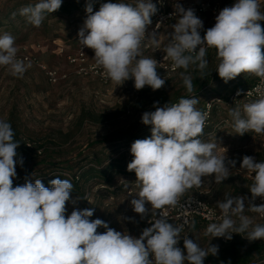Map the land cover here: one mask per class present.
I'll return each mask as SVG.
<instances>
[{"label":"clouds","instance_id":"1","mask_svg":"<svg viewBox=\"0 0 264 264\" xmlns=\"http://www.w3.org/2000/svg\"><path fill=\"white\" fill-rule=\"evenodd\" d=\"M61 5L62 0H38L20 8L19 15L38 28L46 14ZM157 10L153 0H118L103 3L93 12L92 0H88L78 43L93 50L96 66L113 83L122 85L133 79L136 90L145 86L159 90L166 79L157 72L158 61L142 51L145 42L160 47L156 28L148 31ZM171 16L177 19L163 52L174 69L185 70L180 76L188 93L194 90L193 77L186 72L191 65L203 74L209 48L216 50V72L225 83L250 74L264 84L261 0H235L232 6L224 7L203 37V21L192 8L176 3ZM18 51L10 33L0 34V67L22 78L32 65L27 58H18ZM256 91L261 90L258 87ZM236 94L240 95V90ZM198 103L196 97H181L178 103L163 106L154 102L155 110L142 114L141 122L151 126V136L131 144L133 159L127 165L129 172L134 171L139 188L130 201L132 209L141 220L150 217V226L139 237L117 231L99 218L90 220L92 208L74 207L66 216V203L73 192L68 179L57 176L49 181L50 187L39 178L13 186L17 164L23 166L24 161L17 152L20 142L14 139L11 124L0 119V264H204L206 257L216 256L218 245L209 243L203 248L188 234L181 236L185 226L189 231L194 228V222L184 218L179 224L170 223L165 210L176 207L180 198L193 187H200L205 178L214 177V183H222L236 165L235 160L217 155V143L201 139L207 113L196 107ZM229 116L236 134L264 135V93L243 104L242 110L231 109ZM240 169L254 174L248 186L251 199L225 195L217 201L222 217L219 223L207 226L206 236L231 240L236 233L245 234L242 236L249 242L264 240V224L254 223L244 214L247 208L264 217V203H254L257 197L264 199V161L245 155ZM71 203L75 205L77 200ZM124 219L136 222L132 217ZM100 227L106 229L102 234L97 231ZM181 239L183 249L178 246Z\"/></svg>","mask_w":264,"mask_h":264},{"label":"rangeland","instance_id":"2","mask_svg":"<svg viewBox=\"0 0 264 264\" xmlns=\"http://www.w3.org/2000/svg\"><path fill=\"white\" fill-rule=\"evenodd\" d=\"M65 1L80 3L85 0H62ZM164 1L170 9L174 8L176 3H191L197 6L209 3L211 6H217L219 11L235 3V0ZM37 2L38 0H0L1 18H6L12 11L19 17H14L11 25H7L6 20H3L5 22H2L4 26L0 28V34L10 33L19 49L17 55L28 57L32 65L22 78L13 77L6 68L0 67V119L7 122L11 118L14 119L21 132L22 141L34 149L24 151V163L23 166L17 164V177L13 186L23 185L26 179L34 183L35 179L42 180L45 175L50 176L52 173L63 174L70 180L74 173L80 176L88 169H96L100 175L92 173L88 179H81L80 191L70 194L71 199L66 203V216L70 215L74 207L92 208L94 214L90 220L99 218L117 231L139 237L150 217L141 220L130 203L139 192L134 171L127 170L128 163L133 159L131 144L137 139L151 136V126L144 125L141 117L144 112L155 110L154 102L163 106L166 103L178 102L181 97L186 98L187 89L180 76L185 70L181 68L171 79H166L161 89H150L147 94L140 95L134 93L133 79L117 85L111 80L106 83L98 77L78 75L76 65L68 59L79 49L78 31L87 17L86 11L74 10L70 15L57 13L49 19H44L37 28L19 15V10H14L19 3L33 5ZM107 2L116 3L102 0L93 7V12L98 11L100 5ZM124 2L134 3L135 0ZM155 2L156 0H153V3ZM261 9L264 11V0H261ZM218 13H195L203 21L201 34L204 35L208 28L214 26ZM175 21L176 19L169 22L159 33V49L152 45L149 49L146 45L142 46L144 56L152 57L163 52L172 30L171 25ZM259 23L264 28V21ZM87 59L88 65L95 62L93 50L89 51ZM206 59L210 69L217 67L219 61L215 49H210ZM44 68L57 72V82L49 80ZM195 70L196 67L190 65L186 74L194 77ZM158 74L163 78L160 72ZM239 79L245 86H250L256 76L242 74ZM232 90L234 87L228 83L214 82L204 87L200 93L187 98L199 99L196 107L201 110L206 100L226 95ZM231 109L234 108L219 107L201 139L217 143V155L226 156L227 160H235V168L230 169V176L222 183H214V177L205 178L200 187L185 193L188 196L202 197L218 210L220 209L216 202L223 200L225 195H251L248 188L251 184L248 181L253 182L254 174L240 169L243 156H253L257 162L264 161V135L254 132L242 136L236 134L229 116ZM41 145L42 149H38ZM72 165L75 168L71 172L67 171L68 166ZM111 165L117 168L110 169L105 176L101 175V171ZM71 200H77V203L73 205ZM244 214L254 223L264 224V219L259 218L257 213L246 208ZM124 217H132L136 222ZM205 230L206 228L199 224L198 229L182 233L181 236L188 234L189 238L196 239L203 248H207L209 243L218 245L220 254L224 247L215 237L206 236ZM97 231L102 234L106 229L100 227ZM242 235L245 234H237L239 237H243ZM244 239L248 241L245 237ZM178 246L183 249V239ZM207 258L204 264H209Z\"/></svg>","mask_w":264,"mask_h":264},{"label":"built area","instance_id":"3","mask_svg":"<svg viewBox=\"0 0 264 264\" xmlns=\"http://www.w3.org/2000/svg\"><path fill=\"white\" fill-rule=\"evenodd\" d=\"M155 4L157 5V12L154 14L152 19V24L148 27V31L151 32L153 29L156 28L158 33H160L163 28L171 21L177 19L175 16H171V14L174 11V8L170 9L167 6V2L164 0H156ZM185 9L192 8L195 13H204L207 11H211L214 14L219 12V8L217 6H211L209 3L201 4V5H194V4H185L182 5ZM203 37V34H201ZM146 48L149 49L150 44L145 42ZM211 48L207 50V53L210 51ZM92 49H89L84 46H79V49L77 50V53L73 57H69V62L76 65L77 74L81 76H93L98 77L103 82H108L110 79L106 78L103 70L96 66V63H92L91 65H88V53ZM18 56V55H17ZM20 59L27 58V60H30L26 56H18ZM152 58H155L158 61V69L157 71L160 72L163 75V78L165 79H171L173 76H175L180 69H174L172 66V61L170 59H167L165 57V53L161 52L156 54V56H152ZM27 62V61H26ZM45 69V68H44ZM45 72L52 82H57L58 80V74L56 71L53 70H46ZM2 83L1 73H0V87ZM260 88V93L256 91L257 88ZM151 89L149 86H145L141 90H136L134 88V93L139 95V93ZM240 90V95H237V91ZM251 93V95H247V93ZM264 93V84L261 83V78L256 76V80L253 84H251L248 87L244 88H238L230 91L226 95L218 96L213 99L207 100L204 102L203 107L201 109L202 112L207 113V119L204 126V131L209 128L211 125V121L213 118V113L215 109H218L219 107L222 108H236V107H242L243 104L254 101L260 97V94ZM178 103V102H176ZM203 131V132H204ZM32 146L28 144V148H31ZM264 148V144H263ZM238 196H246L249 199H251V195H238ZM247 206V201L245 202ZM256 205H260L264 203V199L257 197L254 201ZM168 213V219L170 220V223L179 224L182 222L184 218H187L190 222H194L196 219L201 220L206 228L210 223H219L222 217L221 210H218L214 208L211 204H209L206 200H204L200 196H188V197H181L179 204L174 208H167L165 209ZM257 215L259 218L264 219V217H261L258 213ZM150 224L148 221L146 222V227H149ZM188 229L187 226H185L186 232ZM236 233L232 234L231 240H225L224 238H218L219 242L223 246H230L235 238Z\"/></svg>","mask_w":264,"mask_h":264},{"label":"trees","instance_id":"4","mask_svg":"<svg viewBox=\"0 0 264 264\" xmlns=\"http://www.w3.org/2000/svg\"><path fill=\"white\" fill-rule=\"evenodd\" d=\"M100 1H102V0H92L93 7L98 5V3ZM105 1L118 2V0H105ZM87 2H88V0H85V1L80 2V3L77 1L62 2L61 7L53 13L46 14L45 19H49L52 15H55L57 13H62L64 15H70L74 10H85ZM24 6H27V5L24 3H19L18 5L15 6L14 10H19L20 8H22ZM13 13H15V11H12V13H9V15L6 16V18L0 17V28L2 26H4L3 23L5 21H3V20H6L7 25H11L12 19L14 17H17L16 15L13 16ZM17 18H19V17H17ZM262 51H264V49H262ZM216 68L210 69L207 66V68L204 70L203 74H201L200 71L196 68V70H195L196 73L193 77L194 78V80H193V89L194 90L192 93L187 92L186 98L190 95L200 93L204 87H208L211 84H213L214 82L219 83V84L224 83V81L218 76V73L216 72ZM239 78H240V76L236 77L233 80H230L227 83L229 84V86L234 87V89L248 87V86H245V84H243V81L240 80ZM149 90L143 91L141 93L147 94ZM141 93H139V95ZM211 99H213V98H211ZM208 100H210V99H208ZM216 110L217 109L214 110L213 116H214ZM9 123L11 124V126L15 132L14 139L20 142V145L17 149V152H18L19 156L23 158L24 151H32L34 149L32 147L28 148V144H26L25 142L22 141L21 132L18 128L17 123L14 121V119L11 118ZM38 149H42V145L39 146ZM68 167H69V169H66V170L70 171V172L75 168V166H73V165L68 166ZM112 168H117V166L114 167V165H111V166L106 167L103 171H101V173H102L101 175L105 176L107 174V172ZM92 173H95V175H97L99 173V171L91 168V169H88L87 171L81 173L80 176H78L77 173H74V175L70 178V181L73 184V191L75 192V194H77V192L80 191L79 182L81 181V179H88L90 174H92ZM98 175H100V174H98ZM57 176H59V178H61V179H68L63 174H56L55 175V173H52L50 176L45 175L41 181L44 183V185L46 187H50L49 181L57 178ZM248 183L252 184L253 182L248 181ZM194 188L195 187L188 190L187 193L189 191H193ZM196 196H198V195H196ZM183 197H188V195L185 194ZM199 224H202L206 228L205 224L201 220L196 219L194 221L195 226L192 230L198 229ZM187 232H189V230H187L186 232H183V233H187ZM216 239L218 240V238H216ZM218 242H219V240H218ZM220 245H222V244L220 243ZM223 247L224 248L222 249L220 254H218L216 256H212V255L208 256L207 261L209 264H264V240H256L253 242H249V241H246L244 239V237H239L236 235L234 242L230 246H223Z\"/></svg>","mask_w":264,"mask_h":264}]
</instances>
